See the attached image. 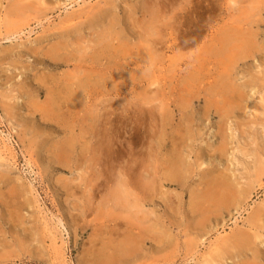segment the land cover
<instances>
[{"label": "rangeland", "instance_id": "1", "mask_svg": "<svg viewBox=\"0 0 264 264\" xmlns=\"http://www.w3.org/2000/svg\"><path fill=\"white\" fill-rule=\"evenodd\" d=\"M14 7L0 0V264H206L228 242L226 259L213 264H248L251 250L232 247L239 235L264 250V106L248 85L252 73L264 76V0ZM231 26L256 45L225 76L244 99L230 96L229 118L205 115L210 86L223 75L211 41ZM103 37L114 39L113 64L95 62ZM85 70V110L97 115H82L81 104L76 115H46L47 94ZM107 150L120 154L107 161ZM176 159L181 180L166 177ZM223 179L234 194L250 192L190 210L206 205L202 191ZM117 197L127 205H114ZM141 216L152 239L131 230Z\"/></svg>", "mask_w": 264, "mask_h": 264}, {"label": "bare ground", "instance_id": "2", "mask_svg": "<svg viewBox=\"0 0 264 264\" xmlns=\"http://www.w3.org/2000/svg\"><path fill=\"white\" fill-rule=\"evenodd\" d=\"M22 0H11V5L18 6L19 3H21ZM15 9V7H14ZM103 21H108V18L106 15L102 16ZM107 24L115 25V19H110ZM240 35L241 37V43H236L238 37ZM247 38H244L241 36V34L237 33L235 29L231 27H227V29L222 32L219 36L213 38L211 41V45L213 47H216L215 49H211L212 56L214 58V65L219 67H223V77L221 76L215 82L210 86L209 89V99L205 101V115H210L213 113H219L221 114L222 118H229L231 116L230 113H233L235 109L228 104L230 100V96H234L235 94L237 95V99H244L245 92L242 90L244 88H240L239 91L236 89V86L234 85L233 87L230 86L229 84H226V79L225 76L228 75V71L230 68L240 59L249 57L255 48V40H253L252 35H247ZM255 36H259L258 33H255ZM102 43L103 48L101 51V54H99L95 58V62L100 61L101 59H107L108 62L110 61L111 64L115 62L117 59V55L113 53L111 55L109 53L110 50L114 51L113 47V38H102ZM236 43V44H235ZM104 55V57L102 56ZM95 56V55H94ZM93 56V57H94ZM100 56V57H99ZM113 68V66L111 67ZM82 79H79L78 81H67L66 83H62L60 88L56 91H50L47 94V102L51 104V109L50 112H47L46 115H57L58 112L60 111L61 114L63 115H76L75 113L77 112L76 107H78L81 104V109H82V115H97V113L90 112L88 108H86V104L89 99V92L91 89V80L90 76H88V72L85 70L83 72ZM79 77V76H78ZM81 77V76H80ZM64 84V85H63ZM249 86L257 87V92L259 93V101L260 104L264 106V76L257 74V72L252 73L250 80L248 82ZM245 87V86H244ZM194 89L191 87V90ZM50 94V95H49ZM184 99H181L178 103L176 102L175 106L177 107L178 111H182V107H178V104H181L184 106L183 103ZM262 107V106H261ZM264 108V107H263ZM181 109V110H180ZM185 109V108H184ZM162 120H166V118L163 116ZM220 135V134H219ZM223 135V134H221ZM222 136V140H223ZM62 146L64 148H71L73 146L70 142L63 143ZM61 146V147H62ZM221 149H224L223 146L220 147ZM96 153L99 154V152H94V157L96 156ZM120 153H117L114 150H107L105 152V158L108 160H113L114 157L119 155ZM171 165L168 166V171L169 174L166 175V177H173L177 178L179 180L182 179L183 177V170H182V164L180 159L173 160L170 162ZM130 166V170H132ZM184 167V166H183ZM258 174L264 175V166H261L260 163L258 165ZM125 189V188H124ZM214 190L213 195L209 194L208 190ZM233 191V186L231 183H229L226 179H223L222 181H216L213 182L210 187H207L206 190L202 191L203 195H205L202 200L207 201L206 205H203L199 202H193L190 205V210L193 212L196 211H207L208 208L207 206H214L216 207L217 204L223 205V202L236 197L239 198L240 200L245 199L247 194L250 192V188L246 187V189L240 190L238 192H235V194L232 192ZM119 193V191H118ZM210 195V196H206ZM205 204V203H204ZM211 204V205H209ZM114 205H122L126 206L127 202H124V197H117L115 199V204ZM210 208V207H209ZM257 218V217H256ZM134 220L137 221L136 224L132 225L131 230L133 231L136 229L138 239L140 238L141 240H145V235L140 231L141 228L145 231L146 233V238L149 239V235L151 230H149L148 227H144V224L147 223L148 219H146L145 216H141L138 218L134 217ZM260 230H257V233H255L252 238L256 239L259 237ZM135 233V232H133ZM165 236L164 232L163 235ZM242 235L237 236L234 241L232 247L235 249H241L242 251H250L251 250V262L248 264H259L258 261L262 262L264 261V250H261L255 243L253 249L249 247L248 243L249 240L247 236L243 239L239 238ZM152 232L150 235V239H152ZM125 248V247H124ZM230 244L229 242L224 246V250H221L218 252V254L215 257H212L206 264H213L215 260H225L226 257L224 256L225 253H227L230 250ZM113 258H116L114 255Z\"/></svg>", "mask_w": 264, "mask_h": 264}]
</instances>
